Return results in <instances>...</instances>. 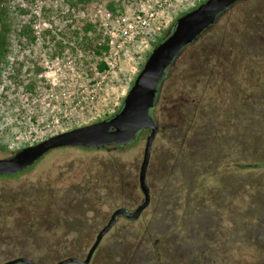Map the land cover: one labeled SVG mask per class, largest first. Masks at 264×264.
I'll use <instances>...</instances> for the list:
<instances>
[{
	"label": "rangeland",
	"instance_id": "rangeland-1",
	"mask_svg": "<svg viewBox=\"0 0 264 264\" xmlns=\"http://www.w3.org/2000/svg\"><path fill=\"white\" fill-rule=\"evenodd\" d=\"M201 1L0 0V157L116 112L151 48ZM256 15L264 0L221 18L168 68L152 110L150 202L119 217L88 264H264V81L247 74L264 71ZM144 138L52 149L0 176V264L83 258L113 209L140 203Z\"/></svg>",
	"mask_w": 264,
	"mask_h": 264
},
{
	"label": "water",
	"instance_id": "water-1",
	"mask_svg": "<svg viewBox=\"0 0 264 264\" xmlns=\"http://www.w3.org/2000/svg\"><path fill=\"white\" fill-rule=\"evenodd\" d=\"M235 1L202 0L192 9L179 15L170 31L151 48L141 69L123 97L120 107L112 115L89 124L60 131L34 144L18 148L8 156L0 157V175H10L26 169L52 149L62 147L114 148L135 141L141 130H148L144 138L142 157L138 168L139 184L144 194L143 201L131 211L124 208L114 210L107 223L98 231L84 260L69 257L55 264L71 261L86 264L101 236L113 224L116 215L123 214L129 218H136L148 204L149 197L145 174L152 143L159 129L152 110L155 107L161 83L168 68L183 49L196 40L204 30L214 23L218 14ZM17 262L37 264L27 257H15L3 264Z\"/></svg>",
	"mask_w": 264,
	"mask_h": 264
},
{
	"label": "flooded vegetation",
	"instance_id": "flooded-vegetation-1",
	"mask_svg": "<svg viewBox=\"0 0 264 264\" xmlns=\"http://www.w3.org/2000/svg\"><path fill=\"white\" fill-rule=\"evenodd\" d=\"M256 0H236L233 4H231L230 6H228L224 11H222L220 14H218V16H217V18H216V20L214 21V23L213 24H211L206 30H204L197 38H196V40L203 34V33H205V32H207L210 28H212L214 25H216V23H218V21L221 19V18H223V17H226L228 14H230L231 12H233V11H239L240 9H242V10H246L248 7H249V5L251 4V3H254ZM253 22H255V27L256 28H259V27H261V26H264V18L262 17V16H258V15H256L255 17H254V19L252 20ZM0 22H2V19L0 18ZM1 24V23H0ZM4 28H2V27H0V54L2 53V44H3V41L1 40V38H2V35H3V30ZM196 40H194V41H196ZM192 43H193V41H192ZM191 44V43H190ZM189 44V45H190ZM188 46V45H187ZM186 46V47H187ZM235 58V56H233L232 57V59L230 60V62H231V66L229 67L230 68V70L232 71L231 73L233 74V73H235V74H237V79H239L240 78V75L241 74H243L238 68H237V65H236V62H237V60L236 59H234ZM245 73V72H244ZM247 74H250L249 76H250V78H251V81L255 84V82H256V80H257V78H259L260 77V79L261 78H263V81H264V71H262V70H260L259 71V73L257 72V70L255 69V70H253V72H250V73H247ZM248 76H245V79L246 80H249L250 79ZM251 82V83H252ZM250 83V82H249ZM158 93H159V91H158ZM181 98V100L183 101V100H188V98H187V96L185 97V96H180L179 97V99ZM178 100V99H177ZM156 105V104H155ZM147 132H148V130L147 129H144V130H141L140 132H139V134H147ZM134 142V141H133ZM133 142H131V143H129V144H127V145H130V144H132ZM127 145H124V146H127ZM124 146H116V147H114V148H119V147H124ZM63 148V147H62ZM84 148V147H83ZM57 149H59V148H57ZM107 149V148H106ZM109 149V148H108ZM48 153V152H47ZM46 155V154H45ZM43 157V156H42ZM41 157V158H42ZM40 158V159H41ZM39 160V159H38ZM37 160V161H38ZM36 161V162H37ZM36 162H34V163H36ZM33 163V164H34ZM32 164V165H33ZM31 166V165H30ZM29 166V167H30ZM28 168V167H27ZM26 168V169H27ZM25 170V169H24ZM23 171V170H22ZM21 172V171H20ZM19 173V172H18ZM15 174H17V173H15ZM15 174H10V175H0V176H12V175H15ZM145 183H146V185H147V188L149 187L148 186V184H147V182H146V174H145ZM135 186L137 187V190L141 193V196H142V199H141V201H140V203L143 201V199H144V194H143V192H142V190H141V188H140V184H139V177H138V173H137V181H136V183H135ZM148 197H149V200H148V204H149V202H150V189L148 188ZM140 203H138L137 205H136V207L140 204ZM148 204L140 211V213H139V215L136 217V218H129V217H126V216H124L123 214H118V215H116L115 216V219H114V222H113V224L110 226V228L101 236V238H100V240L98 241V243L96 244V246L94 247V249H93V251H92V253H91V255H90V258H89V260H88V262L86 263V264H88L89 263V261H90V259H91V257L93 256V254L95 253V251L97 250V248H98V246L100 245V243H101V241H102V239L105 237V235L113 228V226L115 225V223L117 222V219L119 218V217H124V218H126V219H137L139 216H140V214H141V212L148 206ZM136 207H134L133 209H135ZM118 208H124V209H126L127 211H131V210H133V209H129V208H127V207H124V206H118V207H116L115 209H113V211L114 210H116V209H118ZM113 211L111 212V214L113 213ZM111 214H110V216H111ZM110 216H109V218H110ZM108 218V219H109ZM108 219L106 220V222L99 228V230L107 223V221H108ZM98 230V231H99ZM98 231L96 232V234H95V236H94V238H93V241L89 244V246L87 247V249H86V254H85V256L82 258V257H79V256H76V255H71V256H68V257H65V258H69V257H75V258H79L80 260H84L85 259V257H86V255H87V253H88V251H89V249H90V247L92 246V244L94 243V241H95V238H96V235H97V233H98ZM20 257H24V256H20ZM65 258H62V259H65ZM62 259H59V260H57L55 263H57L58 261H60V260H62ZM32 260V259H31ZM33 261V260H32ZM35 262V261H34ZM24 263V262H23ZM37 263V262H36ZM54 263V264H55ZM80 264V263H78V262H74V261H71V262H66V263H63V264ZM26 264V263H25ZM38 264V263H37Z\"/></svg>",
	"mask_w": 264,
	"mask_h": 264
},
{
	"label": "trees",
	"instance_id": "trees-1",
	"mask_svg": "<svg viewBox=\"0 0 264 264\" xmlns=\"http://www.w3.org/2000/svg\"><path fill=\"white\" fill-rule=\"evenodd\" d=\"M0 12H1V9H0ZM2 12H3V8H2ZM103 46H104V48H106L105 45H103ZM98 68L100 71H103L106 68V64L104 62H100L98 65ZM138 137H139V135H138ZM136 140H138V139L136 138L135 141Z\"/></svg>",
	"mask_w": 264,
	"mask_h": 264
},
{
	"label": "built area",
	"instance_id": "built-area-1",
	"mask_svg": "<svg viewBox=\"0 0 264 264\" xmlns=\"http://www.w3.org/2000/svg\"><path fill=\"white\" fill-rule=\"evenodd\" d=\"M105 64H106V63H105ZM106 68H107V65H106ZM106 68H105V69H106ZM105 69H104V70H105Z\"/></svg>",
	"mask_w": 264,
	"mask_h": 264
}]
</instances>
